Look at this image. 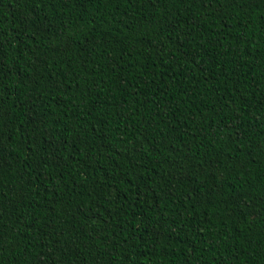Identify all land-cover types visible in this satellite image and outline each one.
I'll return each instance as SVG.
<instances>
[{"label":"trees","instance_id":"obj_1","mask_svg":"<svg viewBox=\"0 0 264 264\" xmlns=\"http://www.w3.org/2000/svg\"><path fill=\"white\" fill-rule=\"evenodd\" d=\"M0 264H264V0H0Z\"/></svg>","mask_w":264,"mask_h":264}]
</instances>
